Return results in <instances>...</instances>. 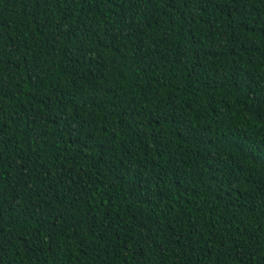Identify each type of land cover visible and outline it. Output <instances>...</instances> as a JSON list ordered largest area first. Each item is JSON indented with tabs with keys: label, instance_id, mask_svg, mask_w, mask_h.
Segmentation results:
<instances>
[{
	"label": "trees",
	"instance_id": "16d2710c",
	"mask_svg": "<svg viewBox=\"0 0 264 264\" xmlns=\"http://www.w3.org/2000/svg\"><path fill=\"white\" fill-rule=\"evenodd\" d=\"M0 264H264V0H0Z\"/></svg>",
	"mask_w": 264,
	"mask_h": 264
}]
</instances>
